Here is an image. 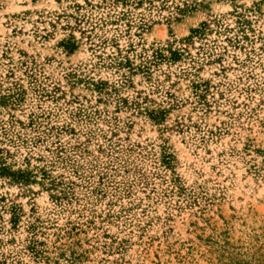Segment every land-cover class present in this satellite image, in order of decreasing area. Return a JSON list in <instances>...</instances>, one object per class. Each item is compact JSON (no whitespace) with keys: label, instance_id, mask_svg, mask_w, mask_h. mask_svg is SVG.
<instances>
[{"label":"rangeland","instance_id":"rangeland-1","mask_svg":"<svg viewBox=\"0 0 264 264\" xmlns=\"http://www.w3.org/2000/svg\"><path fill=\"white\" fill-rule=\"evenodd\" d=\"M0 264H264V0H0Z\"/></svg>","mask_w":264,"mask_h":264},{"label":"trees","instance_id":"trees-1","mask_svg":"<svg viewBox=\"0 0 264 264\" xmlns=\"http://www.w3.org/2000/svg\"><path fill=\"white\" fill-rule=\"evenodd\" d=\"M174 56H176V57H177V55H176V54H174Z\"/></svg>","mask_w":264,"mask_h":264}]
</instances>
